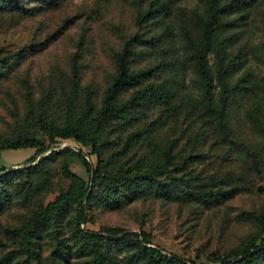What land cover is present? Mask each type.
Segmentation results:
<instances>
[{
  "label": "rangeland",
  "instance_id": "1",
  "mask_svg": "<svg viewBox=\"0 0 264 264\" xmlns=\"http://www.w3.org/2000/svg\"><path fill=\"white\" fill-rule=\"evenodd\" d=\"M147 1L61 0L56 7L32 15L0 10V143L26 134L46 146L30 163L23 160L33 147L0 152V264H82L88 260L91 254L79 249L75 196L89 184L92 171L105 162L111 171L95 177V197L84 205L86 221L79 225L100 232L101 264H144L140 237L134 236L139 232H144L149 244L194 264L231 259L250 238L256 245L263 242L264 0L240 5L238 12L225 16L235 25L219 34L238 33V40L223 54L222 64L243 58L229 82L225 134L212 123L201 76L189 59L211 0H162L168 1L169 13L159 21L146 20L138 29L134 17ZM137 29L160 31L174 39L168 53L144 48L131 62L136 69L155 64L159 57L169 63L174 60L170 68L157 66L146 80L171 85V102L168 107L164 103L145 106L133 123L105 128L100 156H85L90 170L71 156L68 173L62 167L61 149L66 145L75 149L76 143L69 139L49 142L37 119L62 125L82 114L87 95L98 108L115 73L114 53L122 38ZM40 41L45 43L36 47ZM72 79L78 87L75 94L70 92ZM220 90L218 83L212 85L214 102ZM131 91L129 87L121 90L115 100H125ZM136 128L139 133L128 139V132ZM170 139H174L171 163L167 172L159 175L157 169L156 178L173 175L174 186L183 191L207 188L217 203L126 191L121 182L130 180L131 168L155 169ZM184 156L186 161L179 163ZM117 168L123 172L113 174ZM10 169L16 170L3 174ZM55 200L59 205L50 216L46 207ZM254 264H264V255Z\"/></svg>",
  "mask_w": 264,
  "mask_h": 264
},
{
  "label": "trees",
  "instance_id": "2",
  "mask_svg": "<svg viewBox=\"0 0 264 264\" xmlns=\"http://www.w3.org/2000/svg\"><path fill=\"white\" fill-rule=\"evenodd\" d=\"M33 4L25 5L22 0H0V10H15L20 15H32L36 12L47 8L56 7L61 0H32ZM254 0H232L226 3H214V0L208 2L206 6V15L203 18L201 25L200 38L198 43L191 47L192 52L189 59L196 71L201 76L202 94L206 101V109L209 112L210 118L213 121L216 130L222 133H227V107L228 94L231 86L230 80L236 71L243 65V58L235 62L229 60L222 64L221 58L228 50L229 45L238 40V33L232 31L220 37V33L234 24L232 19L224 18L232 12H238L240 5H245ZM257 1V0H256ZM240 3V4H239ZM170 11L168 1L148 0L142 9L134 17V24L136 28L140 29L142 24L148 19L161 20ZM159 17V19H158ZM138 29L122 38L120 48L114 53V68L115 73L111 78L108 86L102 93L100 104L98 108L93 107V101L90 100L89 95L85 98V105L82 114L75 118H68L62 125L54 124L51 120L43 118L37 119L42 132L46 135L49 142L54 143L58 140H71L76 143L75 149L66 145L62 147L64 152V160L62 163L63 169L68 172L67 158L76 156L83 164L90 170L91 164L85 158L88 154H101V148L106 141L102 137L105 128L113 126H121L136 121L138 113L145 106L153 103H164L165 107L171 102V85L168 83H153L146 81L150 75L155 74L156 67L164 69L170 68L172 63L166 62L162 57L155 64L147 65L142 68H131V62L135 57L139 56L144 48L159 50V53H168L169 47L173 42V38L163 35L162 32L142 33ZM51 36V35H50ZM49 37V36H48ZM47 41V39H45ZM36 42V47H41V43ZM181 51L185 54V47L181 45ZM7 60H5L6 62ZM71 80V94H75L77 84ZM218 83L220 85V97L214 102L211 94L212 85ZM132 88L129 96L123 101H116L117 94L125 89ZM139 133V128L128 132V139L133 135ZM127 141V140H126ZM125 144V143H124ZM127 144V142H126ZM174 144V139H170L167 147L164 149L163 160L157 164L155 169L144 168L141 165L132 169L130 180L122 181V185L127 192L133 195L158 193L162 197H180L188 199L192 197L204 204L217 203L218 198L209 194L207 188H200L195 190H180L174 186L176 177L165 174L166 177L161 179L156 178V170L161 173L167 172V166L171 163L170 147ZM21 147H33V152L24 158V163H30L34 160L37 152L46 149V146L39 144L34 138L26 134H20L12 140L0 143V152L6 149H17ZM83 147H88V151L84 152ZM56 151H50L49 154L54 155ZM187 157H182L179 163L183 164ZM180 164V165H181ZM106 165V162H105ZM103 165L98 169H94L89 177V184L82 186L76 194V212L74 215L75 226L77 234L80 239L79 249L91 254V257L82 264H101L102 253L99 246V231L88 230L79 227L80 223L86 221V214L84 205L89 204L95 197L93 192V181L100 172L111 171ZM121 167V166H119ZM0 169H2L0 167ZM16 169H10L9 172L3 174H10ZM123 172L120 168L112 171L113 174ZM70 173V172H68ZM1 174V175H3ZM117 179H120L117 177ZM210 197V198H208ZM59 202L57 200L51 201L47 204L46 211L50 216H53ZM122 230V228H117ZM112 228L113 231H117ZM135 237H140L138 242L140 248L145 255L144 264H194L190 260H184L180 256L172 252H164L157 245L149 244V241L144 232L134 233ZM122 236H130V234L123 233ZM262 255H264V240L260 245L254 243V238L238 248L231 259H220L216 264H254ZM239 256V257H238Z\"/></svg>",
  "mask_w": 264,
  "mask_h": 264
}]
</instances>
